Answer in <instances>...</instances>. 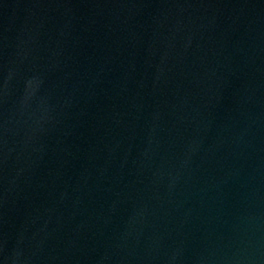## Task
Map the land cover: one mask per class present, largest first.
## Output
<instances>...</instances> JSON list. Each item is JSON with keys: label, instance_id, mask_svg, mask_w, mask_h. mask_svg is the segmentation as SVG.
<instances>
[{"label": "water", "instance_id": "1", "mask_svg": "<svg viewBox=\"0 0 264 264\" xmlns=\"http://www.w3.org/2000/svg\"><path fill=\"white\" fill-rule=\"evenodd\" d=\"M0 264H264V0H0Z\"/></svg>", "mask_w": 264, "mask_h": 264}]
</instances>
